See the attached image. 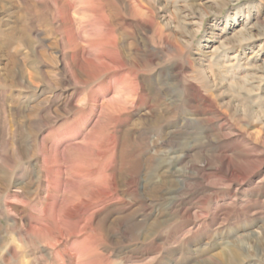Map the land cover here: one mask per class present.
I'll return each instance as SVG.
<instances>
[{
    "label": "rangeland",
    "instance_id": "1",
    "mask_svg": "<svg viewBox=\"0 0 264 264\" xmlns=\"http://www.w3.org/2000/svg\"><path fill=\"white\" fill-rule=\"evenodd\" d=\"M263 181L264 0H0V264H264Z\"/></svg>",
    "mask_w": 264,
    "mask_h": 264
},
{
    "label": "bare ground",
    "instance_id": "2",
    "mask_svg": "<svg viewBox=\"0 0 264 264\" xmlns=\"http://www.w3.org/2000/svg\"><path fill=\"white\" fill-rule=\"evenodd\" d=\"M212 77V76H211ZM217 77H218V75H215L214 76V80L215 79H217ZM243 88L244 89H246V86H243ZM245 91V90H244ZM247 92H246V94H242V93H245V92H241V91H239V93H237V94H235V95H232V98L236 101V102H238V105L240 104V103H243L242 101L243 100H245V97H246V95H248L247 93H249L250 91L247 89L246 90ZM232 175L233 176H235L236 175V172L234 171V170H232ZM233 180V179H232ZM264 182V181H263Z\"/></svg>",
    "mask_w": 264,
    "mask_h": 264
}]
</instances>
